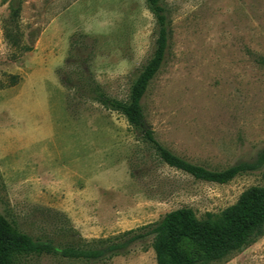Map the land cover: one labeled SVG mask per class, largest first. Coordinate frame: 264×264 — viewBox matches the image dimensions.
<instances>
[{"label": "rangeland", "instance_id": "374dc122", "mask_svg": "<svg viewBox=\"0 0 264 264\" xmlns=\"http://www.w3.org/2000/svg\"><path fill=\"white\" fill-rule=\"evenodd\" d=\"M161 2L167 48L141 102L145 125L208 170L255 158L264 149V0ZM157 30L145 0H0V213L57 249L20 264H156L152 238L92 261L60 251L96 247L181 207L218 213L264 185L262 170L216 184L167 166L95 100L127 99ZM222 264H264V236Z\"/></svg>", "mask_w": 264, "mask_h": 264}, {"label": "trees", "instance_id": "16d2710c", "mask_svg": "<svg viewBox=\"0 0 264 264\" xmlns=\"http://www.w3.org/2000/svg\"><path fill=\"white\" fill-rule=\"evenodd\" d=\"M158 27L154 51L130 86L127 99L119 100L95 92V100L109 111L124 116L128 125L151 146L167 166L180 170L196 180L227 184L240 174L262 170L264 149L255 158L239 162L224 170H208L192 164L162 146L154 132L145 125L142 100L148 86L161 68L167 48V15L161 0H145ZM11 84L16 77L11 78ZM264 236V185L243 191L238 199L218 213L206 212L197 217L188 207L166 213L159 221L125 231L113 238L95 241L96 247H66L62 257L76 260H98L125 251L131 245L152 238L156 264H222ZM52 242L36 240L21 232L0 213V264H20L23 258L56 253Z\"/></svg>", "mask_w": 264, "mask_h": 264}]
</instances>
